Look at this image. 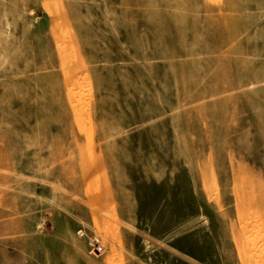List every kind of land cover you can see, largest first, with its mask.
<instances>
[{"label":"rangeland","instance_id":"rangeland-1","mask_svg":"<svg viewBox=\"0 0 264 264\" xmlns=\"http://www.w3.org/2000/svg\"><path fill=\"white\" fill-rule=\"evenodd\" d=\"M264 264V0H0V262Z\"/></svg>","mask_w":264,"mask_h":264},{"label":"crops","instance_id":"crops-1","mask_svg":"<svg viewBox=\"0 0 264 264\" xmlns=\"http://www.w3.org/2000/svg\"><path fill=\"white\" fill-rule=\"evenodd\" d=\"M18 264H31V260H29V259H26V258H23L22 260H18V262H17ZM0 264H16V262L14 261V260H10V259H8V260H6L5 261V263L4 262H0ZM39 264H41V263H39Z\"/></svg>","mask_w":264,"mask_h":264}]
</instances>
